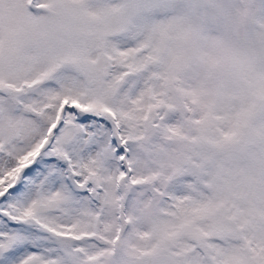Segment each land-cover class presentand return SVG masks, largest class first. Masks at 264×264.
<instances>
[{
    "label": "snow or ice",
    "instance_id": "snow-or-ice-1",
    "mask_svg": "<svg viewBox=\"0 0 264 264\" xmlns=\"http://www.w3.org/2000/svg\"><path fill=\"white\" fill-rule=\"evenodd\" d=\"M0 264H264V0H0Z\"/></svg>",
    "mask_w": 264,
    "mask_h": 264
}]
</instances>
